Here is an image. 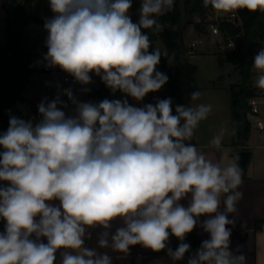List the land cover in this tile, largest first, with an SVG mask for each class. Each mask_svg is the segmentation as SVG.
Here are the masks:
<instances>
[{
    "label": "clouds",
    "instance_id": "9594fccd",
    "mask_svg": "<svg viewBox=\"0 0 264 264\" xmlns=\"http://www.w3.org/2000/svg\"><path fill=\"white\" fill-rule=\"evenodd\" d=\"M203 3L218 13L264 12V0ZM132 6L133 0H49L47 52L37 65L67 73L81 93L99 77L124 98L82 101L57 82L54 98L37 105L38 120L9 116L0 133V264H113L107 252L85 246L96 228L99 248L129 254L139 244L181 261L196 227L209 238L187 264H246L230 240L237 217L229 214L244 195L239 156L213 162L189 142L212 106L178 104L173 114L171 98L129 103L168 82L157 65L171 57L159 48L150 52L142 30L163 32L168 25L157 18L173 10L174 0H141L137 22ZM253 68L255 86L264 90V47ZM200 95L193 91L190 100ZM226 134L221 128L210 145L219 149ZM116 221L122 226L113 232ZM170 236L180 241L175 250Z\"/></svg>",
    "mask_w": 264,
    "mask_h": 264
},
{
    "label": "trees",
    "instance_id": "16d2710c",
    "mask_svg": "<svg viewBox=\"0 0 264 264\" xmlns=\"http://www.w3.org/2000/svg\"><path fill=\"white\" fill-rule=\"evenodd\" d=\"M39 1L41 0H20L14 9L6 12V41L0 45V119L2 123L0 133L7 130L9 116L12 115V110L17 103L27 105L35 115L37 114L35 105L22 96V91L29 81L30 74L39 70L31 66L35 52L25 39V30L30 24H44V20L38 19L32 11L33 4ZM212 11L214 9L211 5L205 7L203 0H175L173 10L157 18L160 23L168 25L163 32H154L151 29L142 30L149 35L150 41L161 36L164 40L165 51L171 57L172 62L169 63L168 58L162 56L160 68L161 72L169 77L166 85L169 87L170 98L173 101V114H175L176 105H183L180 80L181 57L187 51H194L192 47H187L184 40V18L190 15L198 16L200 21L193 24L194 30L205 32L206 27L212 21ZM236 11L240 17V30L239 26L228 21H223L220 25L224 40L226 43L233 42L234 47L227 54L218 53L216 55L220 68L226 64L234 65L239 75V81L228 86L232 146L238 147V150H247V142L251 134V123L248 119L251 108L248 105V99L256 95V88L252 81V67L255 55L264 47V12L259 10L249 12L247 9ZM109 93L110 90L101 82L95 91L97 102L108 98ZM0 151L3 149L0 148ZM257 227L258 223L255 224V228ZM196 229L199 227L187 234L185 242L191 245V249L185 254L186 257L195 252L203 241L195 234ZM170 237L172 241L169 246L175 250L180 241L174 236ZM240 251L243 252L242 249ZM161 255H167V251L155 252L147 258Z\"/></svg>",
    "mask_w": 264,
    "mask_h": 264
},
{
    "label": "crops",
    "instance_id": "0c3cea01",
    "mask_svg": "<svg viewBox=\"0 0 264 264\" xmlns=\"http://www.w3.org/2000/svg\"><path fill=\"white\" fill-rule=\"evenodd\" d=\"M19 3V2H18ZM17 3V4H18ZM36 4V3H35ZM4 7V6H3ZM8 10L6 9V12ZM6 17V15H5ZM5 17H4V33H5ZM40 20H45L44 18H39ZM184 30V29H183ZM186 33H184V40L186 43ZM160 38V37H158ZM6 41V35L5 39ZM157 41H151L155 43ZM164 42V40H163ZM200 45V46H199ZM198 49H195V53L192 51H187L182 57L180 61V80H181V99L182 103L185 106L195 107L198 104H210L214 99L212 95H207L205 100L202 99L201 95L198 100L191 101L190 95L187 93L188 81L191 78L190 76L185 77L186 73L184 70V60L187 59H196V57L205 56L210 58H217V55L214 54V51L211 50L210 47L201 46L198 44ZM162 51L164 49L160 48ZM35 51V50H33ZM153 51V50H151ZM150 51V52H151ZM31 66L33 68H37L39 70H43V68L33 65V59ZM157 69L161 71L160 63L157 65ZM44 71V70H43ZM55 71V69H54ZM53 72V71H52ZM221 72L217 73V76L212 77L209 81H223ZM28 83L26 84L25 89L22 91V95L27 100L31 101V98L35 97L34 95H25L26 89L28 88ZM229 85L230 82H227ZM215 85V84H214ZM213 85V86H214ZM62 87H69L68 84H61ZM80 85L78 84L76 87H73L74 91L78 94H82L83 101H94L97 102V98L95 95V91L99 88V86H88L91 91L88 93L80 92ZM196 91V89H194ZM225 90V89H224ZM227 91V90H226ZM228 95L229 92L227 91ZM56 94V87L47 86V91H42L40 93V99L42 100L45 96L49 99H52ZM120 92L112 95L111 91L109 93L108 99H120ZM85 97V100H84ZM170 98L169 87L165 84L159 91L148 94L142 102H136L133 100L136 106H142L143 104L152 103L155 104L157 99H166ZM40 100V101H41ZM33 101V100H32ZM209 101L210 103H208ZM219 106L212 105V112L209 114L207 119L201 121L197 128L195 129V134L191 141L192 144H195L199 151L203 152L206 155V158L212 159L213 162L218 160H223L225 164L232 158V153L238 151L232 146V136H231V108H230V95L228 100L218 102ZM25 106V104H23ZM19 104L17 103L13 110L12 115L17 117L21 116V114H27V110L25 108H19ZM27 106V105H26ZM18 107V108H16ZM18 110V112L16 111ZM20 112V113H19ZM222 112L224 117L218 116L214 121L212 116L217 115V113ZM263 113L261 112V115ZM29 116V115H28ZM30 117L38 118L32 113ZM25 119V118H24ZM264 119V118H263ZM221 128L227 129V134L222 142V146L219 149H216L210 145V140L218 134ZM247 150L252 151L251 161L247 167L245 172H242L243 184L240 186V191L243 192V198L237 204V212L234 214H229V218H232L233 215L237 217L236 225L232 228V235L230 237L231 240V248L233 250L237 249L240 246V250L242 249L244 254L247 257L246 264H264V167L260 168L259 166H251L252 160L254 156V152L258 151L260 153L262 159H264V135L260 134L257 130H251V134L249 136L247 142ZM5 182H1L0 184H4ZM187 204V201H182ZM58 203V202H56ZM205 219V217H201V220ZM258 223V227L255 228V224ZM243 225V226H242ZM122 226L118 221L113 222V229L115 231L116 227ZM231 227V226H229ZM0 229L4 230V221H0ZM102 231L100 228L90 229L89 237L85 241V246L95 248L98 252H107L113 258V264H187V258L181 261L173 260L169 255H161L159 257L147 258L148 255L155 253L151 249L144 248L142 245H134L130 246L129 254L113 252L111 249L99 248L98 246V235ZM195 234L205 240L208 239V234L204 233L200 228L195 230ZM171 244V237L169 238ZM46 242V240H45ZM59 251H63V249L58 250L57 256L59 258ZM145 260V261H144ZM144 261V263H142ZM55 264V262H54Z\"/></svg>",
    "mask_w": 264,
    "mask_h": 264
},
{
    "label": "rangeland",
    "instance_id": "374dc122",
    "mask_svg": "<svg viewBox=\"0 0 264 264\" xmlns=\"http://www.w3.org/2000/svg\"><path fill=\"white\" fill-rule=\"evenodd\" d=\"M20 0H0V45L5 43V33H4V17L6 15V9L11 11L16 7L17 3ZM175 2V0H174ZM141 0H133V6L129 10L132 16L133 22H137L138 20V10L140 8ZM4 6V7H3ZM33 14L39 18H51L53 13L49 7V0H41L33 4ZM215 17L214 11H212V19ZM210 18V17H209ZM191 22H190V21ZM200 18L196 15H190L184 18L183 29L184 33H186V45L187 47H192L198 49V44L201 46L210 47L211 50L214 51V54H227L230 52V49L226 46L227 43L222 36H212L210 33L209 27H206L205 32H197L194 30L193 24L195 22H199ZM44 25V24H43ZM43 25L38 24H30L25 30V39L26 42L34 48L35 56L33 58V65L39 66L43 68V66L37 65V61L42 60V48L44 47L43 40L46 31L44 30ZM152 47L149 48V51L153 50V48H162L164 49V42L163 38H157L155 43H152ZM200 46V45H199ZM184 60V70L186 73L185 77L190 76L191 78L188 81L187 93L190 95L194 89L198 90L201 93V97L203 100L207 97V95L214 96L211 103H208L219 106L218 102L224 99V101L228 100L229 95L227 93L228 86L230 84L237 83L239 81V75L235 69L234 65L226 64L223 68H221L223 81H209L212 77H216L217 73L220 71V67L218 65V59L210 58L205 56L196 57V59H187L183 58ZM67 73L63 72L59 68H55L53 72H45L43 70H36L33 71L29 76V83L28 88L26 89L25 95H34L33 99L31 98V103H33L36 107L37 114L35 115L32 110L28 106H24L22 103L19 104V108H25L27 110V114H21L20 118L29 119L32 118L30 115L32 113L39 119L37 105L40 103V93L42 91H47V86L55 87L56 83L58 82L60 85L65 84L62 80L63 75ZM253 84H255V78L252 77ZM227 82H230L228 85ZM215 84V85H214ZM214 85V86H213ZM225 89V90H224ZM227 90V91H226ZM118 93V92H117ZM116 93V94H117ZM77 96L78 93L76 92ZM23 96V95H22ZM54 98V97H52ZM79 98V96H78ZM120 99H123L124 96L122 93L119 95ZM33 100V101H32ZM85 100V97H84ZM129 103L135 105L133 99L128 97ZM249 105V104H248ZM136 106V105H135ZM16 107V108H18ZM260 112L263 114L261 115L264 118V97L262 98V102L259 104ZM18 112V110L16 109ZM20 113V112H19ZM29 115V116H28ZM224 117L222 112L217 113V115H213L212 118L215 121L217 117ZM248 118L251 122V130L254 129V118L248 114ZM2 127L1 119H0V128ZM234 142L236 139L234 138ZM235 149L238 147L234 146ZM259 166L260 168L264 167V159H262L260 153L258 151L254 152L252 165L251 166ZM247 170V169H246ZM245 172V171H244Z\"/></svg>",
    "mask_w": 264,
    "mask_h": 264
},
{
    "label": "built area",
    "instance_id": "2783aa9c",
    "mask_svg": "<svg viewBox=\"0 0 264 264\" xmlns=\"http://www.w3.org/2000/svg\"><path fill=\"white\" fill-rule=\"evenodd\" d=\"M214 13H215V17L212 19L210 24L207 26L209 27L210 33L212 36H222L223 37V33L221 30V26H220L223 21H228L236 26H240V17L237 11L229 12V13H223V12L218 13L216 10H214ZM47 35L48 33L46 32V34L44 35V40H43L44 47L42 48V52L44 54L47 52V47L45 44ZM226 46L231 50L233 49L234 44L233 42L230 41L227 43ZM43 70L45 72L54 71V69H46L44 67H43ZM252 73H253V78L256 79L258 73L253 67H252ZM62 80L64 83L72 87H76L78 85L73 82V78L68 74L63 75ZM93 80H94V83L89 86H100L101 81L99 77L93 76ZM253 86L256 88V95L248 99V104L251 108V111L248 114H250V116L254 118V129L257 130L260 134L264 135V119L261 117V112L259 109V104L262 102V98L264 97V90L259 89L258 87L255 86V84H253ZM78 96H79V99L82 100V94H78ZM64 99L66 100L67 98L64 97Z\"/></svg>",
    "mask_w": 264,
    "mask_h": 264
},
{
    "label": "water",
    "instance_id": "95a60500",
    "mask_svg": "<svg viewBox=\"0 0 264 264\" xmlns=\"http://www.w3.org/2000/svg\"><path fill=\"white\" fill-rule=\"evenodd\" d=\"M239 30L241 29V26L238 28ZM234 155L239 156V161L238 165L241 168L242 172L246 171L252 157V151L251 150H238L232 153V157Z\"/></svg>",
    "mask_w": 264,
    "mask_h": 264
}]
</instances>
